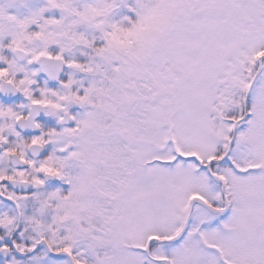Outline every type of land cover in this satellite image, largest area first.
Returning a JSON list of instances; mask_svg holds the SVG:
<instances>
[{
  "label": "snow or ice",
  "instance_id": "snow-or-ice-1",
  "mask_svg": "<svg viewBox=\"0 0 264 264\" xmlns=\"http://www.w3.org/2000/svg\"><path fill=\"white\" fill-rule=\"evenodd\" d=\"M0 264H264V0H0Z\"/></svg>",
  "mask_w": 264,
  "mask_h": 264
}]
</instances>
